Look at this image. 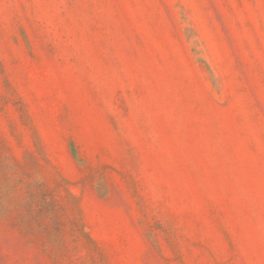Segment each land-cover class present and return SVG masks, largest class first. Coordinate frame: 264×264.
I'll use <instances>...</instances> for the list:
<instances>
[{
    "label": "rangeland",
    "instance_id": "obj_1",
    "mask_svg": "<svg viewBox=\"0 0 264 264\" xmlns=\"http://www.w3.org/2000/svg\"><path fill=\"white\" fill-rule=\"evenodd\" d=\"M0 264H264V0H0Z\"/></svg>",
    "mask_w": 264,
    "mask_h": 264
}]
</instances>
